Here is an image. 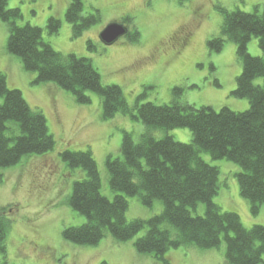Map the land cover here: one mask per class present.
<instances>
[{"label":"trees","instance_id":"trees-1","mask_svg":"<svg viewBox=\"0 0 264 264\" xmlns=\"http://www.w3.org/2000/svg\"><path fill=\"white\" fill-rule=\"evenodd\" d=\"M9 1L0 0V20L9 27L7 51L19 57L26 71L36 73L34 84L52 83L72 93L80 104H90L91 93H95L104 120L118 114L130 115L146 126L138 140L133 133L124 131L121 155H109L106 159L112 198L102 192V176L92 150L67 148L60 152L71 168L84 172L74 182L67 202L86 217V222L64 228V239L92 246L107 235L123 242L145 231L135 241L136 249L152 254L163 264H169L166 255L171 249L220 248L223 242L228 264H264V225L247 228L239 213L223 211L214 202L220 189V169L202 157V153H208L214 160L227 159L240 167L239 191L257 216L264 205V6L261 11L260 5L256 6L253 12L223 10L221 35L208 41L212 53L220 52L227 41L237 45L242 72L231 94L248 99L249 109L235 111L228 106L216 110L184 102L181 86L174 88L169 103L140 104L139 96L131 106L120 85L103 82L90 58L58 51L45 39L44 28L21 23V10L8 8ZM85 9V0H69L66 20L72 26L73 38L101 21L100 10ZM130 19L125 17L122 22L128 26ZM61 26V20L51 16L46 28L50 34H56ZM126 37L137 43L140 31L129 28ZM253 37L262 49L260 56L249 52ZM87 48L97 51L92 39L87 41ZM259 78L262 82L256 83ZM215 84L219 85V81ZM175 128H189L192 141L183 143L168 133L159 138L154 133L157 129ZM56 145L45 114L33 108L19 88L9 87L7 74L0 70V170L19 164L26 156L54 151ZM130 197H137L148 208L160 201L162 211L148 219L130 220ZM199 203L206 205L202 215L194 214ZM10 227L11 220L0 213L3 253ZM1 264L13 263L5 260Z\"/></svg>","mask_w":264,"mask_h":264},{"label":"rangeland","instance_id":"rangeland-1","mask_svg":"<svg viewBox=\"0 0 264 264\" xmlns=\"http://www.w3.org/2000/svg\"><path fill=\"white\" fill-rule=\"evenodd\" d=\"M258 5L261 11L264 0H85V11L100 10L101 21L77 38H73L72 26L66 20L69 0H10L8 8L21 10L22 24L44 28L45 39L58 51L90 58L103 82L120 85L131 106L139 96L140 104L169 103L174 88L181 86L184 88L181 100L196 107L211 106L220 110L228 106L235 111H245L249 109L248 99L231 94L242 72L237 45L227 41L220 52L212 53L208 41L221 35L223 10L253 12ZM51 16L62 22L56 34H50L46 28ZM125 17L131 18L127 27L140 31V41L130 42L125 35L115 44L106 46L100 40V32L111 22L122 23ZM186 30H194V37L189 46L177 53L167 41L170 36ZM8 37V24L0 20V70L7 74L9 87L19 88L28 103L45 114L57 145L54 151L26 156L19 164L0 170V213L3 208L12 209L6 212L11 227L6 253L0 251V264L5 260L13 264H100L102 261L163 264L152 254L136 249L135 241L145 231L123 242L107 235L92 246L64 239V228L86 222V217L67 202L74 182L82 178L84 172L71 168L62 160L60 152L67 148L92 150L102 176V192L112 198L106 159L109 155H121L124 131L133 133L138 140L146 126L130 115L118 114L104 120L100 99L95 93H91L90 104H80L72 93L52 83L34 84L36 73L26 71L19 57L8 53ZM90 39L96 43L97 51L88 50ZM248 48L254 56L263 54L256 37L251 39ZM216 80L219 85L215 84ZM261 82L259 78L256 83ZM154 133L159 138L168 133L180 142L192 141L189 128L157 129ZM202 157L220 169V189L214 202L223 211L239 213L247 228L264 225V205L254 216L248 200L239 191L240 167L227 159L214 160L208 153H202ZM128 200L130 220L151 218L163 208L160 201L148 208L137 197ZM205 208L204 203H199L194 214H204ZM225 253L226 243L223 242L220 248L212 249L182 246L171 249L166 257L169 264H228Z\"/></svg>","mask_w":264,"mask_h":264},{"label":"water","instance_id":"water-1","mask_svg":"<svg viewBox=\"0 0 264 264\" xmlns=\"http://www.w3.org/2000/svg\"><path fill=\"white\" fill-rule=\"evenodd\" d=\"M128 31L129 28L124 23L111 22L100 32L99 37L106 46H111L127 35Z\"/></svg>","mask_w":264,"mask_h":264},{"label":"flooded vegetation","instance_id":"flooded-vegetation-1","mask_svg":"<svg viewBox=\"0 0 264 264\" xmlns=\"http://www.w3.org/2000/svg\"><path fill=\"white\" fill-rule=\"evenodd\" d=\"M196 12L200 14L199 10ZM193 37H194V30H186L185 33L183 34H175L174 36H170V38L167 41V44H170L174 49H176L175 52L179 53L182 49H184L185 47L191 44ZM3 209L4 210L1 213L4 214L6 217L8 216L6 213L7 211L12 212V209H8V210L5 208Z\"/></svg>","mask_w":264,"mask_h":264}]
</instances>
